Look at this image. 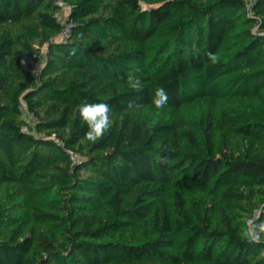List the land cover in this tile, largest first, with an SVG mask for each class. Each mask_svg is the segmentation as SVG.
<instances>
[{
    "label": "trees",
    "instance_id": "16d2710c",
    "mask_svg": "<svg viewBox=\"0 0 264 264\" xmlns=\"http://www.w3.org/2000/svg\"><path fill=\"white\" fill-rule=\"evenodd\" d=\"M83 103L111 109L95 143ZM247 219L264 222V0H0V264H264Z\"/></svg>",
    "mask_w": 264,
    "mask_h": 264
},
{
    "label": "clouds",
    "instance_id": "9594fccd",
    "mask_svg": "<svg viewBox=\"0 0 264 264\" xmlns=\"http://www.w3.org/2000/svg\"><path fill=\"white\" fill-rule=\"evenodd\" d=\"M208 56L213 64L218 63V57L216 55L209 53ZM128 81L132 87H139L140 82L133 75L128 76ZM168 99L167 92L161 87L156 89L152 103L156 109H163L166 106ZM135 106V102L129 101V108ZM78 113L80 118L88 126V131L86 132L84 139L89 142L95 143L102 139L113 125L111 109L106 103H83L78 106ZM246 223L248 227L244 230V238L251 243H260L262 237H264V222L256 224L251 219H247Z\"/></svg>",
    "mask_w": 264,
    "mask_h": 264
},
{
    "label": "built area",
    "instance_id": "2783aa9c",
    "mask_svg": "<svg viewBox=\"0 0 264 264\" xmlns=\"http://www.w3.org/2000/svg\"><path fill=\"white\" fill-rule=\"evenodd\" d=\"M60 4L62 5V3H60ZM67 9L69 11V8H67ZM56 18L59 21H61L62 30L54 39L62 41V40H65L68 37V35L70 34L71 26L66 22V19L65 20L61 19V13H58L56 15ZM29 61H30V59L24 58V64H25V67H26L27 70H28L27 66H28ZM22 116H23V119L25 120V124L22 127V131L25 132V133L31 132V133L34 134L35 133V127H36V124H37L36 118L30 116L26 112L25 109H22ZM71 159H72L73 162H76L78 160V157L76 155H72Z\"/></svg>",
    "mask_w": 264,
    "mask_h": 264
},
{
    "label": "rangeland",
    "instance_id": "374dc122",
    "mask_svg": "<svg viewBox=\"0 0 264 264\" xmlns=\"http://www.w3.org/2000/svg\"><path fill=\"white\" fill-rule=\"evenodd\" d=\"M141 5H142V7L144 8V9H149V8H151L152 6H150L149 4H145V3H141ZM67 14H68V9H67V7H63V9H62V12H61V19L62 20H65L66 19V17H67Z\"/></svg>",
    "mask_w": 264,
    "mask_h": 264
}]
</instances>
